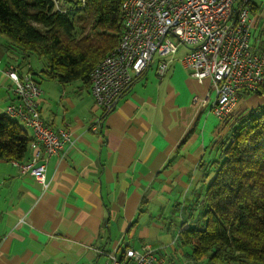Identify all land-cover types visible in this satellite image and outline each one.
<instances>
[{"label":"crops","instance_id":"obj_1","mask_svg":"<svg viewBox=\"0 0 264 264\" xmlns=\"http://www.w3.org/2000/svg\"><path fill=\"white\" fill-rule=\"evenodd\" d=\"M6 44L0 35V113L16 99ZM43 77L41 115L56 129L68 127L73 142L47 161V190L14 161L0 160V264H102L97 249L115 244L151 245L168 264H205L175 249L178 227L169 217L191 198L199 164L217 156L228 131L212 110V81L200 82L178 57L162 76L156 59L95 130L102 109L91 85ZM241 97L238 110L254 104ZM33 154L30 147L24 160Z\"/></svg>","mask_w":264,"mask_h":264},{"label":"trees","instance_id":"obj_2","mask_svg":"<svg viewBox=\"0 0 264 264\" xmlns=\"http://www.w3.org/2000/svg\"><path fill=\"white\" fill-rule=\"evenodd\" d=\"M250 6L253 44L264 57V5L252 0ZM122 19L121 0H0L9 62L18 58L21 72L27 68L34 77L30 62L37 55L45 61L38 76L63 85L81 81L86 89L92 69L119 44ZM242 95L258 101L222 120L228 131L217 156L199 164L198 187L169 217L178 227L174 247L187 262L264 264V82ZM33 139L17 119L0 113V160L25 162Z\"/></svg>","mask_w":264,"mask_h":264},{"label":"built area","instance_id":"obj_3","mask_svg":"<svg viewBox=\"0 0 264 264\" xmlns=\"http://www.w3.org/2000/svg\"><path fill=\"white\" fill-rule=\"evenodd\" d=\"M251 1L121 0L120 42L90 73L95 105L102 109L92 127L102 128L107 113L154 60L163 76L182 50L179 59L192 76L200 82L205 78L212 81V110L224 120L237 107L241 91H255L264 82V57L252 39L256 16H251ZM7 73L14 82L16 99L4 113L30 128L34 137L32 157L15 163L47 190L46 163L53 155L65 153L73 133L68 127L56 129L43 119L38 103L42 89L32 73L21 72L15 63ZM97 250L106 256L102 264H168L151 245L120 250L115 244L109 250Z\"/></svg>","mask_w":264,"mask_h":264},{"label":"rangeland","instance_id":"obj_4","mask_svg":"<svg viewBox=\"0 0 264 264\" xmlns=\"http://www.w3.org/2000/svg\"><path fill=\"white\" fill-rule=\"evenodd\" d=\"M255 3H257V4H260V5H264V0H253ZM255 13H253V11L251 12V16L254 18L255 17ZM262 17H264V7H263V11H262ZM183 51L184 50H182L181 52H179L178 54H176V56L175 57H180L181 55H182V53H183ZM155 58H157V55H155ZM44 58H39L37 55H34L32 58H31V62H30V66L31 67H33V69H34V72H35V79L36 80H38L39 82H40V84H41V86L42 85H44V87L46 86V84L44 83L45 81H46V79L44 78V77H41V76H38L37 75V73L38 72H40V69L43 67V65H44ZM24 69H26V70H28L27 68H24ZM49 80V79H48ZM78 82L79 81H75V82H72L73 84H75V85H77L78 84ZM80 84H82L81 83V81H80ZM42 89H43V87H42ZM6 96L4 95V93L0 90V105H1V103H2V100L5 98ZM242 98V97H241ZM244 98L245 99H247V103H249V102H252V103H256L257 101H258V99L256 98V97H254V96H252V95H243V98H242V102H243V100H244ZM22 124V123H21ZM27 128V127H26ZM28 130H30L31 131V129L30 128H27ZM136 249H138V250H142V247H140V246H136ZM166 256L168 257V260L170 259V256H172V254L171 253H169V252H166ZM171 262H169V264H170ZM172 264V263H171ZM177 264H178V262H177Z\"/></svg>","mask_w":264,"mask_h":264}]
</instances>
